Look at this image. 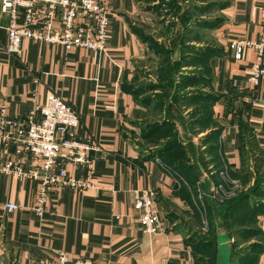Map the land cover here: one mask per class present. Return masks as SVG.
<instances>
[{
    "label": "crops",
    "instance_id": "1",
    "mask_svg": "<svg viewBox=\"0 0 264 264\" xmlns=\"http://www.w3.org/2000/svg\"><path fill=\"white\" fill-rule=\"evenodd\" d=\"M108 1L111 14L102 50H64L59 45L24 38L21 52L9 53L6 50L9 15L0 10V120H24L32 108L45 104L47 96L55 93L77 111L79 137L86 136L95 144L89 152L91 173L87 167L66 164L70 177L89 180L91 186L64 185L50 189L41 215L33 210L37 179L0 173V264H42L55 259L59 252L71 261L86 264H197V259L198 264H229V254L240 244L250 243L258 247L250 250L252 264H264V210L258 205L264 206V201L252 198L253 207L243 202L236 204V214L230 216L226 210L231 205L219 206L206 200L213 233V239L209 240L201 235L202 216L193 207L188 189L176 186L161 165V160L173 161L186 180L200 179L207 190L211 180L200 157L187 152L190 147L182 142L160 157L154 156L150 152L156 150V145L144 148L138 138L130 135V123L140 120L138 112L146 108L143 94L147 90L140 91L129 79L141 61L159 54L154 52L152 43L167 37L173 45L183 37L176 25L162 32L159 26L165 16L157 17L158 10L167 6L171 10L163 21L169 25L173 22L172 10L179 8L180 2L165 0L167 4L158 6L161 0ZM195 2L201 8L200 19L205 21L199 23L201 36L187 39L191 51L186 53L207 59L210 84H201L216 96L209 112L201 114L204 120L201 133L221 130L217 139L212 140L213 154L208 155L212 158L221 155L231 172L240 176L247 155L252 151L264 155V81L257 85L248 81L256 62L252 48L237 61L227 45L235 38L258 39L263 0ZM208 3L222 6L208 11L205 7ZM22 14L20 10L19 20ZM168 62L169 69L171 64L178 69L196 68ZM198 71L190 70L189 74ZM197 100L205 103L208 99L202 96ZM154 114L157 115L156 111ZM171 115L179 119L177 114ZM210 117L217 125L209 127L206 119ZM0 156L20 163L26 171L40 166L14 140L2 143ZM250 158L259 160L256 156ZM259 162L263 171L264 161ZM144 188L154 191L163 226L159 233H144L139 212L133 207L135 192ZM6 202L19 207L6 211ZM243 214L250 221L247 219L246 225L239 227L235 221L241 219L237 215ZM231 217H236L234 224ZM247 223L259 229L262 241L255 239V228ZM246 234L251 237L245 238Z\"/></svg>",
    "mask_w": 264,
    "mask_h": 264
},
{
    "label": "built area",
    "instance_id": "2",
    "mask_svg": "<svg viewBox=\"0 0 264 264\" xmlns=\"http://www.w3.org/2000/svg\"><path fill=\"white\" fill-rule=\"evenodd\" d=\"M0 10L9 15L6 46L9 53L19 54L24 38L59 45L64 50H102L105 47L111 14L108 0H1ZM20 10H23L21 20ZM260 25L258 39L235 38L227 45L232 58L237 61L243 58L247 49L255 51L256 62L248 76V81L254 85L264 81V0L260 9ZM79 125L77 111L55 93L47 96L45 104L32 108L24 120H0V152L2 143L14 140L40 162L37 168L26 171L20 163L0 156V173L37 179L36 203L33 207L37 215L42 214L50 189L64 185L73 188L91 186L89 180L70 177L66 169V164L71 163L87 167L89 173L92 171L89 152L95 148V144L86 136L79 137ZM221 160L222 166L218 169L220 181L208 191L203 188L200 179L190 184L173 168L161 162L163 170L174 184L188 189L192 204L203 220L207 199L223 201L239 187V180L229 174L224 158ZM156 161L160 162L159 159ZM154 195L149 188L137 191L134 195L133 207L139 212L141 230L147 234L163 231ZM18 207L14 202L4 204L6 211H14ZM42 264L86 262L71 261L64 253L59 252L55 259H48Z\"/></svg>",
    "mask_w": 264,
    "mask_h": 264
},
{
    "label": "rangeland",
    "instance_id": "3",
    "mask_svg": "<svg viewBox=\"0 0 264 264\" xmlns=\"http://www.w3.org/2000/svg\"><path fill=\"white\" fill-rule=\"evenodd\" d=\"M176 1L180 2V6L178 5L179 8L174 11L172 10L173 15L170 16L173 19V22H170L169 25L168 23L166 24L163 19L167 18L166 16L171 9H168V7L165 6L164 8L158 10V18L165 16L161 19V25L159 26V29L162 32H168L171 30V26L176 25V28L179 27V29L182 30V33L184 34L183 37L181 40H176L173 45L171 41L167 39V37L156 40L155 42L157 44L152 43L151 46L154 52L159 54L149 55L147 58L141 61V63H139V65L135 68V74H133V77L129 79L130 83L134 86H137L136 88H139L140 91L147 90V92L143 94V97H146V102L144 101V106L146 108H144V111L138 112L137 118L140 120H134L130 123V135L131 137L138 138L140 143L144 144V148H147V146L149 147L151 145H156L157 148H164L173 139L178 144L181 142L185 143V147H190L187 149V152L193 154V157L198 158L199 156L200 158L198 159H200V161L205 164L204 169L211 180V188L213 184L220 181V177L218 175V170L214 171L212 157L208 155L213 154L211 150L213 149L212 141L208 142L210 133H201L203 131L202 123H204L201 114L204 113V115H206L203 111L206 103H201V101L199 102L197 99L192 101V99L195 97H206V95H208L210 96L209 99L212 98L213 100L216 99V96L206 91L205 87H202V84L197 79V77L194 76V74H189L190 70L198 71L201 67H182L178 69L176 65L173 66V64H171V68L169 69L166 66V64L169 63L168 61H173L174 64L181 63L185 56L190 55L186 53L191 51L189 45H186V43L189 41L187 39H190L194 36H201L200 32L198 31L200 30L199 23L201 21L204 22L205 19H200L201 15L198 11L201 8L200 5L195 2V0ZM162 4H167V2L165 0H161L158 6ZM188 9L191 11L187 13ZM207 41H209V39H207ZM170 90H173V93L169 94ZM155 95L161 96V99L158 100V103L152 100L153 96ZM188 99H191V101H188ZM160 100L161 102H166V105L162 107V112H164L162 115V112L157 110ZM188 102H190V104L187 105L186 103ZM155 111L157 115L154 114ZM171 114H177L179 119L174 118ZM180 114L182 115L180 116ZM207 121L209 123V127L217 125L214 118L210 117L209 120L206 119V122ZM173 136L174 138H172ZM183 138L189 139L186 141V139ZM250 155L252 158L256 156L259 160L256 161L255 159L253 161L250 158ZM260 160L264 161V155H259L258 152L252 151L251 154L247 155L246 161L244 162L245 166L240 172V176L233 175V172L231 173V169L229 168V174L235 179L239 180V187L232 196L224 199L223 201H213L210 199H207V201L219 206L226 205L225 207L229 206L231 202L240 199V196L242 195H244L242 197L245 198L243 205L248 207H253L252 203L254 198L264 201V191L262 196L252 195V193H250V189L253 188L255 183L264 176V170H260ZM227 167L229 166L227 165ZM210 188L207 189V191L210 190ZM259 193H261V191ZM245 194L248 195L245 196ZM206 209L207 205L204 210V220L202 219L201 222L199 221L200 225H202L204 228V230H201V235L206 236V238H209V240H212V223L210 222V219H208ZM226 212H228L230 216H233L232 214H236V208L229 206ZM237 216L241 217V219L239 218L238 221L235 222L239 224V227L245 226V222L249 217H246V214ZM235 218L236 217H234V219ZM234 219L231 217L233 224ZM247 224L252 226L251 223ZM252 227L255 228L253 231V233H255V239L262 241V237L259 234V229H257L256 226ZM246 247H248L246 251L239 252L240 249ZM254 247L255 245L251 243L240 244V246L237 247L238 249L236 248L232 253L229 254V264H252L250 259L252 252L250 250H253ZM257 249L258 247H255L254 251Z\"/></svg>",
    "mask_w": 264,
    "mask_h": 264
},
{
    "label": "trees",
    "instance_id": "4",
    "mask_svg": "<svg viewBox=\"0 0 264 264\" xmlns=\"http://www.w3.org/2000/svg\"><path fill=\"white\" fill-rule=\"evenodd\" d=\"M222 6V4H219V3H208V4H206V6L205 7H207L206 9L208 10V11H210L212 8L214 9V8H219V7H221ZM192 50H196L195 48H193ZM193 51V52H194ZM206 54H205V56L208 54L207 52H205ZM181 63H184L186 66H196V67H201V69L198 71V72H193V74H195V76L197 77V79L200 81V83H206V84H210V78H209V76L207 77V73H208V75H209V70H208V68H209V66H208V61H207V59L206 58H204V57H202V59H200L199 57H197V56H185V58L182 60V62ZM202 81V82H201ZM143 91H146V90H143ZM171 93H173V90H170V92H169V94H171ZM168 94V95H169ZM209 97L210 96H208V95H206V98L208 99L206 102H207V105L205 106V108H203V111L205 112V114H207L208 112H209V109H210V105H211V103L213 102V100H212V98L211 99H209ZM199 97H196V99H198ZM159 99H161V96H158V95H155V96H153V101H155L156 103H158V100ZM205 102V103H206ZM188 104H190V102H188L187 103V105ZM163 105H166V102L165 101H163V102H161V100H160V104L158 105V111H162V107H163ZM221 130H217V129H215V130H211L209 133H210V138H209V140H208V142L209 141H214L215 139H217V136H218V133L220 132ZM172 138H174V136L172 137ZM176 138V137H175ZM205 143H207V142H205ZM178 143H176L175 142V140L173 139V140H171L164 148H156V150H152L151 152H150V154H154V156H158V157H160L161 156V154L162 153H164L165 151H167L168 149H170L171 147H173V146H175V145H177ZM218 157L217 158H212V160H213V167H214V171H217L221 166H222V160H221V155L219 156V155H217ZM160 159V158H159ZM161 160V159H160ZM161 162L162 163H164V164H166V165H168V166H170L171 168H173L177 173H179L180 175H182V173L180 172V170H179V168H178V165L177 164H175L173 161H165V160H161ZM232 173V172H231ZM234 175V174H233ZM186 179V178H185ZM197 180V179H196ZM196 180H192V181H188L190 184H194V182L196 181ZM264 189V177H261L260 179H259V181L258 182H256L255 183V185H254V187L253 188H251L250 189V193H252L253 195H262V193H263V190ZM261 191V193H259ZM248 195V194H247ZM246 194H245V196H247ZM242 196H244V195H242ZM242 196H240V199H238V200H236V201H234V202H231V207H235V205L237 204H239V203H242V202H244L245 200V198H243ZM243 198V199H242ZM193 205V204H192ZM260 207H261V209L262 210H264V206H263V204L262 203H260V204H258ZM258 205H256V206H258ZM255 206V207H256ZM248 220L250 221V218H248ZM246 233L247 234H251V231H248V230H246ZM246 234V235H247ZM245 235V238L247 237H251V235H247L246 236ZM256 246V245H255ZM248 249V247H246V248H242V249H240V251L239 252H243V251H246ZM196 262H197V264L199 263V260L197 259L196 260ZM206 264H211L210 262H207Z\"/></svg>",
    "mask_w": 264,
    "mask_h": 264
}]
</instances>
